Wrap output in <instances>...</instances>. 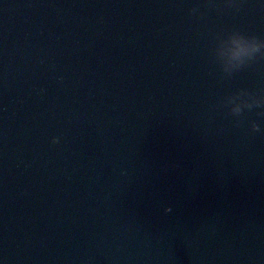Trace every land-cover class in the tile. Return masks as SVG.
Segmentation results:
<instances>
[{
	"label": "water",
	"instance_id": "95a60500",
	"mask_svg": "<svg viewBox=\"0 0 264 264\" xmlns=\"http://www.w3.org/2000/svg\"><path fill=\"white\" fill-rule=\"evenodd\" d=\"M0 264H264V0H0Z\"/></svg>",
	"mask_w": 264,
	"mask_h": 264
},
{
	"label": "clouds",
	"instance_id": "9594fccd",
	"mask_svg": "<svg viewBox=\"0 0 264 264\" xmlns=\"http://www.w3.org/2000/svg\"><path fill=\"white\" fill-rule=\"evenodd\" d=\"M252 130L255 132V131H259L260 129L256 123H253ZM57 142H58V140L56 138H54L53 143H57Z\"/></svg>",
	"mask_w": 264,
	"mask_h": 264
}]
</instances>
